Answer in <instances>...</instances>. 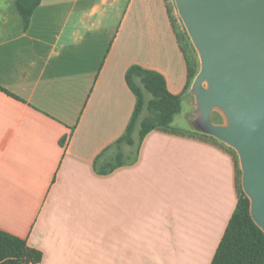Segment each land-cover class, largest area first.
I'll list each match as a JSON object with an SVG mask.
<instances>
[{"label": "crops", "instance_id": "1", "mask_svg": "<svg viewBox=\"0 0 264 264\" xmlns=\"http://www.w3.org/2000/svg\"><path fill=\"white\" fill-rule=\"evenodd\" d=\"M104 4L40 0L25 30L12 9L19 26L0 33V230L38 264H209L240 193L227 144L173 121L135 160L132 134L122 165L96 163L130 122L128 67L178 94L194 47L174 0H128L120 21Z\"/></svg>", "mask_w": 264, "mask_h": 264}, {"label": "water", "instance_id": "2", "mask_svg": "<svg viewBox=\"0 0 264 264\" xmlns=\"http://www.w3.org/2000/svg\"><path fill=\"white\" fill-rule=\"evenodd\" d=\"M174 4L199 59L192 124L236 151L250 216L264 233V0Z\"/></svg>", "mask_w": 264, "mask_h": 264}, {"label": "trees", "instance_id": "3", "mask_svg": "<svg viewBox=\"0 0 264 264\" xmlns=\"http://www.w3.org/2000/svg\"><path fill=\"white\" fill-rule=\"evenodd\" d=\"M39 3L40 0H12V9L20 18V31L28 27L30 17ZM184 32L187 35L185 28ZM198 69V61L188 60V76L184 90L174 94L168 90L165 78L160 72L137 64L128 67L125 79L134 93L135 106L124 133L112 145L100 152L96 158V163L101 161L102 173L110 172L122 165L125 155L121 151V146L134 144L132 134L137 122L139 124L137 147L133 152L134 156L129 158L131 161L135 160L138 147L149 131L155 128H173L174 118L182 109V99L187 94ZM146 93L149 94L148 97ZM144 109L147 113L140 118ZM221 117L219 113H214L212 120L218 122ZM194 131L201 133L195 129ZM227 147L237 157L235 150ZM112 148L114 151L110 153ZM240 176L241 170H239V184ZM249 203V198L240 184V193L235 208L209 264H264V233L251 218ZM40 258V251L28 246L24 238L0 230V264H29L39 261Z\"/></svg>", "mask_w": 264, "mask_h": 264}, {"label": "rangeland", "instance_id": "4", "mask_svg": "<svg viewBox=\"0 0 264 264\" xmlns=\"http://www.w3.org/2000/svg\"><path fill=\"white\" fill-rule=\"evenodd\" d=\"M103 3L106 7H109L110 10H112L113 14L117 15L119 18V21L122 19V17L126 14V7L128 4V0H122L120 1V7H118V0L115 2H111L110 0H103ZM11 11H12V0H0V18L2 15L7 16V23L3 25V27L0 26V33L3 31H12L16 29L19 24L16 22V19H13L11 17ZM179 16V15H178ZM181 25H183L181 19H180ZM193 57L195 60L198 61V55L195 49H193ZM149 94L146 93V97H148ZM194 109V97L191 93H187L185 97L182 99V109L181 112L174 118V122L181 125V126H187L190 125V120L195 117V113L193 112ZM147 111L144 109L141 114L140 118H142L144 115H146ZM214 113H219L218 111H213L212 116ZM220 114V113H219ZM221 119L218 120V122H222ZM193 128V124L191 125ZM139 124L138 122L135 125V129L133 131V136L137 142V130H138Z\"/></svg>", "mask_w": 264, "mask_h": 264}, {"label": "built area", "instance_id": "5", "mask_svg": "<svg viewBox=\"0 0 264 264\" xmlns=\"http://www.w3.org/2000/svg\"><path fill=\"white\" fill-rule=\"evenodd\" d=\"M29 264H38V261H36V262H31V263H29Z\"/></svg>", "mask_w": 264, "mask_h": 264}]
</instances>
